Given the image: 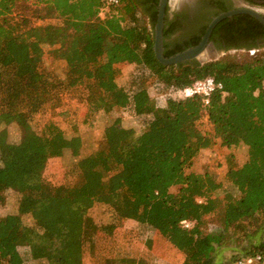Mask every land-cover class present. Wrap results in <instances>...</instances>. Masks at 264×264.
<instances>
[{"label": "trees", "instance_id": "obj_1", "mask_svg": "<svg viewBox=\"0 0 264 264\" xmlns=\"http://www.w3.org/2000/svg\"><path fill=\"white\" fill-rule=\"evenodd\" d=\"M152 1L150 29L135 0H118L103 16V0H0V204L8 188L21 195L16 212L0 217V264H24L20 248L34 261L83 264L89 250L98 264H113L106 246L126 219L150 226L183 253L180 264H228L237 257H217L228 229L254 214L264 220V57L162 64L152 49L158 0ZM24 11L57 22L31 25ZM42 44L65 62L63 80L41 70ZM123 63L146 66L155 92L119 86ZM205 76L221 83L206 105L199 95L167 92ZM60 88L83 92L82 101L62 113L72 134L51 120L41 133L30 131L29 114ZM106 105L147 119L136 131L115 117L103 127L101 147L78 158L80 180L51 183L43 176L48 158L64 151L79 156L80 110L82 121H90ZM12 122L21 131L15 143L7 140ZM241 144L246 158L237 163L234 151ZM203 148L224 160L228 189L221 197L213 196L221 187L213 174L195 168ZM92 202L111 207L116 220L96 224L85 210ZM219 203L222 228L203 231L205 216ZM98 249L104 252L96 254ZM257 251H264V234L240 257Z\"/></svg>", "mask_w": 264, "mask_h": 264}, {"label": "rangeland", "instance_id": "obj_2", "mask_svg": "<svg viewBox=\"0 0 264 264\" xmlns=\"http://www.w3.org/2000/svg\"><path fill=\"white\" fill-rule=\"evenodd\" d=\"M168 4L169 12L173 7L177 6L175 0H168ZM24 14H26L28 22L31 25L57 22V20L51 18L38 19L30 12H25ZM144 22L151 29L148 14L146 13ZM42 47L41 70L49 73L56 81L63 80L66 73L65 62L52 56L50 53V46L42 44ZM252 50L253 51L233 50L225 53L216 52L217 54L214 60L228 58L242 61L252 57H264V48ZM152 80L153 76L146 66L133 63L121 64L119 74L116 77V83L128 91L137 85H142L153 94L155 90L151 86ZM82 93V91L65 90L64 88L56 90L37 110L29 114V130L39 134L42 132L44 124L48 120H51L61 125L66 135H71V127L67 123V120L64 119L62 113L64 110L74 105V100L75 102L77 99L81 100V98H83ZM115 117L120 118L121 125L131 127L136 131L140 130L141 124L147 119V116H134L126 109L117 110L106 105L104 108L97 111L90 121H82L83 115L80 110V117L77 120V127L81 136L79 156L73 157L69 151H64L61 156L48 158L43 170V176L54 184L71 186L77 183L80 180L77 167L78 158L92 153L101 147L103 143V127L109 124ZM6 131L7 140L9 142L15 143L20 140L21 131L16 123L12 122L8 124L6 126ZM234 155L237 163H242L246 158V147L241 144L234 151ZM214 158L216 157L212 151H199L197 162L195 161L196 170H207L213 174L215 180L221 184V187L213 192V196L221 197L224 191L228 189V185L223 177L225 164L222 158ZM171 190L175 191L176 188L172 187ZM20 198V193L13 188H8L5 191V199L3 203L0 204V217L5 214L16 212ZM80 204L83 205L82 202H80ZM85 210L86 215L96 224H108L116 220L115 212L104 203L92 202L86 205ZM221 216L222 207L219 203L215 211L205 216L202 225L203 231L215 232L220 230L222 228ZM254 218H256L255 214L250 218L242 220L239 226H231L228 229V234H226L222 246L217 250V257L224 261H228L235 257H240L243 253L254 249L259 236L264 234V220H255ZM24 221L29 222L27 217L24 218ZM148 239L151 240L149 246L146 245V240ZM102 250L103 249H98L95 252L96 254H102V252H104V250ZM20 252L23 256L24 264H56L49 260L34 261L23 248H20ZM106 252V255L113 258V264H180L184 258L183 253L158 237L150 226L138 223L132 219L123 220L120 226L116 227L112 240L106 246ZM96 256L100 261V256ZM95 260L96 258L94 259L92 252L85 250L83 264H98ZM122 260L124 261L121 262Z\"/></svg>", "mask_w": 264, "mask_h": 264}, {"label": "flooded vegetation", "instance_id": "obj_3", "mask_svg": "<svg viewBox=\"0 0 264 264\" xmlns=\"http://www.w3.org/2000/svg\"><path fill=\"white\" fill-rule=\"evenodd\" d=\"M135 2L146 14L152 12V0ZM175 4L177 6L170 12L168 1L165 5L163 52L165 49L180 50L196 44L209 21L222 11L258 6L254 0H175ZM207 44L210 51L222 53L264 48V26L248 13H234L223 17L213 26Z\"/></svg>", "mask_w": 264, "mask_h": 264}, {"label": "water", "instance_id": "obj_4", "mask_svg": "<svg viewBox=\"0 0 264 264\" xmlns=\"http://www.w3.org/2000/svg\"><path fill=\"white\" fill-rule=\"evenodd\" d=\"M167 1L168 0H158L157 2L156 17L153 24L152 34V49L154 57L160 63L165 65L178 64L192 59L201 65L207 61L214 60L217 53L208 49L207 40L213 26L223 17L231 16L234 13L245 12L250 14L264 26V0H254V2L258 4L255 8L236 7L218 13L209 21L204 33L196 44L185 47L169 56H165L163 54V24Z\"/></svg>", "mask_w": 264, "mask_h": 264}, {"label": "built area", "instance_id": "obj_5", "mask_svg": "<svg viewBox=\"0 0 264 264\" xmlns=\"http://www.w3.org/2000/svg\"><path fill=\"white\" fill-rule=\"evenodd\" d=\"M104 5L101 7L99 15L103 16L107 6L116 4L118 0H103ZM253 51V50H250ZM157 86L160 84L157 83ZM221 87V83L217 82L212 76H205L201 79L194 80L191 84L180 88H168V94L176 95L177 97H191L199 95L204 105L209 102L211 93ZM183 225L188 226V222L184 221ZM228 264H264V251H257L253 255L237 257Z\"/></svg>", "mask_w": 264, "mask_h": 264}, {"label": "crops", "instance_id": "obj_6", "mask_svg": "<svg viewBox=\"0 0 264 264\" xmlns=\"http://www.w3.org/2000/svg\"><path fill=\"white\" fill-rule=\"evenodd\" d=\"M120 122H121V120H120ZM122 126H124V125H122ZM124 127H126V126H124ZM209 149H206V148H203V149H201L200 151H208ZM210 151V150H209ZM221 159V158H220ZM196 168V167H195ZM15 213V212H14Z\"/></svg>", "mask_w": 264, "mask_h": 264}]
</instances>
